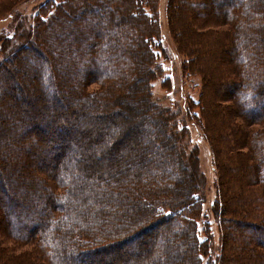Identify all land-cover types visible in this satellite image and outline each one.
<instances>
[{
  "label": "trees",
  "instance_id": "1",
  "mask_svg": "<svg viewBox=\"0 0 264 264\" xmlns=\"http://www.w3.org/2000/svg\"><path fill=\"white\" fill-rule=\"evenodd\" d=\"M1 1L9 9L19 0ZM113 1L116 0H45L37 6L29 39L17 38L14 44L13 37L0 38V122L13 129L9 134L0 125V136L4 135L0 141V158L4 160L2 164L6 159L14 162L9 168L10 165L24 168L29 173L25 174L26 183L39 185V190L35 187L27 199L39 216L29 214L19 220L14 211L1 233L18 243L34 242V250L24 248L20 254L8 253L5 245H0V264H178L165 244L160 243L155 251L149 252L143 242L153 232L137 240L142 226L158 223L164 227L163 222L168 220L170 224L173 217H179L185 224L177 232L178 244L184 249H179L184 252V264H264V253L254 249V246L264 247V237L258 239L253 234L257 230L264 235V0H219L223 5L219 13L206 11L215 0L167 2L168 32L177 51L186 57L184 73L199 74L204 92L209 74L205 65L196 62L202 60L203 49L212 50V57L218 52L232 63L224 69L227 75L222 73L216 82L222 85L224 81L235 80L229 94L233 96V104L218 103L220 117L226 111L236 117V124L231 120V125L227 123L230 149L227 153L222 148L225 165L218 156L220 129L213 125L211 129L202 117L209 94L204 96V105L201 99L204 93L197 103L202 106L201 127L215 170L227 168L232 177L223 181L222 174L218 178V195L212 208L219 224L223 222L224 232L221 248L210 261H203L209 247L195 232L196 221L202 215L198 181L203 176L198 171V157L193 158L197 162L192 163L195 169L190 177L184 167L190 161L176 160L187 152L188 130L176 126L178 120L173 111L152 100L151 83L160 72L157 61L162 54L158 0H117L119 15H115ZM180 8L193 13L200 20L202 30L214 33V38L199 39V35L204 37V32L197 29H190L191 35H181L177 27L179 16H175ZM102 10L107 16L101 18ZM75 16L78 18L74 19ZM72 20L77 25L73 27L75 36L72 34L70 39L62 35ZM96 23L100 24L98 28L111 33L108 42L99 30L95 38ZM222 24L230 29L215 30ZM54 27L55 39L46 43L45 37ZM91 33L93 40L89 43ZM34 40L46 44L48 62L46 54L35 48ZM29 50L39 55V61L25 59ZM69 63L72 76H62L68 67L65 64ZM31 67L35 72L31 78L36 76L35 93L24 90L31 82L20 73ZM229 72L234 75L232 81L231 76L225 80ZM22 78L27 79L26 84H20ZM7 81L11 86L8 92ZM167 82L162 86L168 88ZM12 84L17 92L25 91L23 104L10 102L9 99L20 95L14 92ZM96 85L97 89L93 87ZM65 87L70 94L61 100L59 94ZM76 95L85 104H93L90 112L83 111L73 101ZM126 95H131L128 101ZM32 101L38 105H31ZM114 105L119 106L114 108ZM208 111L213 121L215 113ZM123 117H130L129 122ZM220 119L225 127V117ZM215 122L218 127L219 122ZM137 123L142 129L137 130ZM89 129L95 132L94 140L104 144L106 156L88 159L86 154L84 157L77 153L79 149L90 154L94 150L95 143L83 139ZM5 135L8 143L4 142ZM141 138L146 139L145 146L152 148V154L146 156L141 151L144 146H140L126 158L115 160L116 154ZM30 143H34L33 148ZM177 143L183 153L181 150L176 153ZM244 146L247 150L242 152ZM37 165L41 169L36 172ZM9 168L3 174L0 172V207L6 209L8 204L10 208L16 206L13 195L4 194L11 191L8 186L17 184ZM230 186L235 189L229 191ZM14 187L19 189L21 185ZM6 214L1 213L4 217ZM230 233L233 239L237 235L242 241L243 235H249L251 239L246 244L244 241L243 252L226 243Z\"/></svg>",
  "mask_w": 264,
  "mask_h": 264
},
{
  "label": "rangeland",
  "instance_id": "2",
  "mask_svg": "<svg viewBox=\"0 0 264 264\" xmlns=\"http://www.w3.org/2000/svg\"><path fill=\"white\" fill-rule=\"evenodd\" d=\"M45 0H19L17 3H15L11 8L8 9L7 5H5L4 1L0 0V5H2V8H0V38L3 37H13L14 40V44H16L17 38L19 39H23V38H27L28 33L30 32L31 35V27H32V23H33V16L34 14L37 13V6H39L40 4H42ZM117 0L113 1L114 3V7L116 8V12L115 15H119L121 14L120 11H118L120 8L117 7ZM167 2L168 0H158V4H157V16L159 19V24H160V41H161V45H162V54L161 57L158 58L157 64L160 67V72L158 73L157 78L151 83V91H152V100L153 102H155L156 104H158L160 107L164 108H168L170 111H173L176 114V119L178 120L177 122V127H181V126H185L188 130V142L187 145L185 144V148L187 150L188 153H190V151H196L193 155H188L187 152L182 150V147L180 145V143H177L176 145V153L178 154V152L181 150L182 151V156H180V158H176V160L178 159L179 163L185 160H188L190 162L189 165L185 164V171L190 174V177L192 176V172L191 170H194V166L192 163H196L197 161L194 160L193 158H195L196 156L198 157V162H199V166H198V171L201 174L202 179H200V181H198L199 184V191H198V196L201 198L202 200V215L201 218L199 217L196 221V233L199 237V239L204 241V244L206 247H209L208 249V253L205 257H203V261H210L209 258H214L217 255V251L220 250L221 245H222V232H224V224L223 222L220 221V224L222 225L220 227L219 221H218V217L214 214V210L212 208L213 202L216 200V197L218 195L217 190H218V178L221 179V175H222V180L224 181L225 179L228 180V178H232L230 173L227 171V168L225 170H215V165H214V161H213V156L211 153V149L208 143V140L205 136V132L204 129L201 127V123H202V118H201V113H200V107L201 103H199L197 105V103L200 101V97L202 95V93H204V95H202V101H203V105L205 102V97L206 95L209 94V100L207 101L208 106L207 109L202 113V117L203 119H205L206 123L210 125L211 129H212V125L215 128H219L220 131L218 130L217 133L219 134V152H218V156L221 159V164L224 163V159L222 157V151L223 149L225 150V152H229L230 146L227 140V135H228V128H227V123L229 125H231L230 120L232 122V124H236V117L235 115H231V113L229 114V111L223 112L221 113L222 116L221 117H225L226 123H224L225 127L223 125H221V121L222 119H220L221 117L219 116L220 112L218 109V103H222L223 106H231L233 103V96H230L229 94L232 92V89L234 88V81H232L234 75L230 74L229 72V77L227 76V79L230 78L231 76V80L232 82H228V81H224V83L226 84H222L220 85V81L216 82V80L219 79L220 75L223 73L225 75L226 71L224 70L226 67L228 68L229 66L232 65L231 61L225 56V55H220V53H214V56L212 57V50L211 51H206V50H202L203 53H200L202 60L198 59V61L196 62L197 64L199 63L200 65H205L206 66V71L209 74V78L207 80V84L204 82L205 87H204V92L202 89V84H201V78L199 76V74H187L184 73V68H183V62L185 61L186 57L179 53L176 49L175 44L173 43V40L168 32V26H167V18H166V8H167ZM189 3V2H188ZM210 7H206V11H213V13H219L221 12V10L223 9V5L221 4V2L219 0H215V2H211V5H209ZM205 10V8H204ZM84 10L80 11V14H83ZM95 13V12H94ZM119 13V14H118ZM107 16L106 11L102 10V14L99 13V17H105ZM175 16L178 18L177 21V27L180 30L181 35L185 33L190 34V29H194L196 31V29L200 32H204L202 29V24L200 23V20H198L195 16H193V13H189V12H184L183 8H180V10L175 11ZM190 16V18H188ZM79 17V15H78ZM78 17H74V19L78 18ZM92 20V19H91ZM76 20H72V24H67V26H65L66 30L64 31V35H66L68 38H72V34L75 36V32L73 30V27H75L77 25V23L75 22ZM190 25V27L187 26ZM95 25H97V28L100 27V24L96 23ZM208 27L212 26V25H207ZM56 27V26H55ZM55 27L53 28V30L46 35L45 37V42L48 43L50 41L53 40V38L55 39V34H56V30L54 31ZM207 27V28H208ZM213 27V26H212ZM96 28V29H97ZM227 30L230 29V27L228 25L222 24V25H218V27L215 28V30ZM98 33H101V35H105L106 41L108 42V38L107 36H109V31L101 28H98L97 30L94 31V36L95 38L98 37V33H96V31H98ZM206 34V35H205ZM199 39L201 38L202 40L205 39L206 41L208 39L214 38V33H208V32H204V37H202V35H199ZM29 39V37L27 38ZM89 39V43L92 42L93 37H92V33L91 36L88 38ZM16 41V42H15ZM224 43L226 44L227 48H229L230 44L229 41L225 38L224 39ZM34 46L37 50H40L41 52H44L46 54V44H42L40 43H36V41L34 40ZM0 47H1V42H0ZM208 52V53H206ZM43 53V54H44ZM44 54V56H45ZM54 56H57L55 53H53ZM90 56V55H89ZM26 60H34L39 61L38 57L39 55L36 54V52L34 50H29L26 51V56H25ZM46 60L47 62L49 61V59L47 58V54H46ZM52 58V57H51ZM50 58V59H51ZM29 60V61H30ZM201 61V62H200ZM213 61V62H210ZM25 62V61H23ZM34 66L35 64L32 63ZM37 64L41 65L40 62H38ZM68 67L66 68V72L62 73V76H66V77H71L72 73H69V70L72 68V65L69 64H65V66ZM26 66H29L28 64ZM25 66V67H26ZM65 66H61V67H65ZM203 67V66H202ZM34 67L31 68H25V70L22 69V71H20V73L22 72L23 77H28L29 81L31 82V85H29L28 89H24L26 91H30V92H36V86L33 83L34 80H36V76H33L31 78L32 75L35 74ZM59 68V67H58ZM235 68V67H234ZM233 69V68H232ZM31 75V76H30ZM19 78V77H18ZM21 78V77H20ZM238 78V77H237ZM165 80H168V84L169 87L165 88L162 86L163 82H165ZM29 82V83H30ZM211 82V85L210 83ZM27 83V79L24 80L23 78L20 81V84H26ZM7 89L6 91L8 92V89H11L10 83H8L7 81ZM13 85V90L14 92L18 93L19 92V96L16 99H9L10 102H14L16 103H22L23 104V97L25 94V91L21 90L18 91L16 90V88ZM224 85V86H223ZM222 86L224 89H222ZM97 89L98 85L93 86ZM223 93V94H222ZM70 94L69 88L65 87L64 90H61L59 96L61 98V100H63V98L67 97ZM65 96V97H64ZM131 95H126L125 100L128 101L127 99L130 98ZM77 98H73V101H76L78 104V107L80 109H82L83 111H88L90 112L92 109V105L91 103L85 104L84 102L81 101V97H78L76 95ZM31 105H38V103H36L35 101H32L30 103ZM195 104V105H194ZM116 106L119 105H114V108ZM121 108H123V105L121 106ZM214 114L215 121H218V127L217 124L215 125V121H212V117L211 115H209V110ZM217 112H216V111ZM208 112V113H207ZM199 114V116H198ZM218 116V118L216 117ZM61 117V116H60ZM124 120L126 119L127 121H125L126 123L129 122L130 117H123ZM68 121V123L71 122V120L67 117H64V120ZM129 119V120H128ZM2 125V128L5 129V131H9L8 133L11 134L13 132V129L9 130V128H7V126H3V122H0ZM123 123V122H122ZM136 124V123H134ZM73 126L75 127V123L73 124ZM137 130L138 128L142 129V127L140 126V124L137 123ZM255 128V126H252V128ZM223 129V132H222ZM16 129H14V136L17 134L16 133ZM89 132H87L86 134H84V141H90V142H94V150L90 151L92 152L91 154L87 151V153L82 150L79 149V152L82 154L83 156L85 155L88 159H90L91 157L94 156V158H98L99 155L104 157L107 154V150L104 147V144H102V142L98 141V140H94V134L95 132L93 131V129H89ZM222 132V135H221ZM3 136H0V141H3ZM218 137V136H217ZM56 141V139H54ZM5 143H8V140L6 139V135H5ZM2 142V143H4ZM147 141L146 139L141 138L140 140H136V142H134L133 145H128L124 148V150H122V152H119L118 154H116V159L115 160H120V159H124L126 158V156L130 155L133 151H135L136 149L140 148V146H144V150L143 153L146 154V156H149L150 154H152L151 152L153 151L152 148L145 146ZM30 147L33 148L34 147V143H30ZM142 148V147H141ZM223 148V149H222ZM2 150V149H0ZM247 150V147H242V152H245ZM40 154H42V151H39ZM15 156V155H14ZM84 156V157H85ZM187 158V159H186ZM4 161V160H3ZM2 159L0 158V172L3 174L5 173L6 169L9 168V164H13L14 162L11 161L10 159H6V163L2 164ZM122 163V162H121ZM124 163V161H123ZM122 163V164H123ZM225 165V163H224ZM223 165V166H224ZM11 169V175L15 174V178H16V183L17 184H13L14 186H20L22 187V185L24 186V188H15L14 186H8L9 192H4V194L8 195V197H11V195H13V199L15 200V205L14 208H10V204H8L7 209L6 207H0V245H5V250L6 252H10V251H14L17 254H20V251L24 248H28V249H33L34 247V242L31 243H18L17 241L13 240V239H9L4 237V234L1 235L2 233V228H4V225L6 223V221L8 222L9 220V214H18L19 220H22L25 215H37L39 216L38 211H36L35 209H32V205L28 203V198L30 197V195H32V191L35 189V187L38 188L39 190V185L37 184H33V186L30 183H26V171L24 168H20V169H15V166L10 165ZM39 165L34 167V170L37 172L41 169H39ZM14 170L15 173L12 171ZM220 172V175H219ZM29 174V173H27ZM1 175V174H0ZM225 175V177H224ZM227 175V177H226ZM94 179V178H93ZM92 179V180H93ZM188 179V178H187ZM13 181V180H12ZM235 189V186H230L229 191ZM5 197V196H4ZM237 201V200H236ZM146 204V203H145ZM237 206H239L238 201H237ZM236 205H233V207H236ZM6 212L7 216L4 217V215H1V213ZM15 211V212H14ZM14 212V213H13ZM174 219V220H173ZM171 220H173L170 224L168 223V220L163 222V224H158V223H153V224H149L147 226H142L140 230H138V238L137 240H139L143 234H147V233H151L153 232V234L150 235H146V241L143 242V244L149 248V252L152 253L153 251H155V249L158 247V244L161 243L167 245L166 248L169 249L168 250H172V254L175 255V262L178 264H184L185 263V259L183 256V251L179 250L181 247L178 244L179 243V237L177 236V232L180 229H184L185 228V224L180 222V218L179 217H173ZM252 221V220H247ZM247 222V223H248ZM258 228V227H257ZM227 229V225L225 226V231ZM229 229V228H228ZM231 230V229H229ZM239 230V229H237ZM232 231V230H231ZM234 232V231H233ZM239 234V233H238ZM253 234L260 239L261 237H264L263 234H261L260 232H257V230H254ZM240 235V234H239ZM242 235V234H241ZM123 238V237H122ZM122 238H120L119 241H122ZM229 238V239H227ZM226 238V243L229 246H233L236 247L238 252H243V246L244 245V241L245 244L248 242V239L250 238L249 235H243V241L240 240V236H237L233 239L231 237V233L229 235V237ZM251 239V238H250ZM264 240V239H263ZM126 243V242H125ZM175 244H177V246H174ZM249 244V243H248ZM235 245H240L241 247H237ZM174 247H177L176 249ZM227 247V245H226ZM183 249V248H181ZM254 249H260L263 253H264V247H260V246H254ZM184 250V249H183ZM228 250V249H227ZM259 250V251H260ZM8 252V253H9ZM226 252H230L229 250ZM211 256V257H210ZM32 260V259H31ZM40 263H42L40 261Z\"/></svg>",
  "mask_w": 264,
  "mask_h": 264
}]
</instances>
